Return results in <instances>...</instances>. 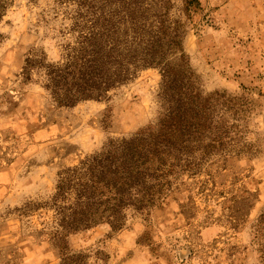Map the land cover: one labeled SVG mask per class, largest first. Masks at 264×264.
I'll return each instance as SVG.
<instances>
[{
    "label": "rangeland",
    "instance_id": "374dc122",
    "mask_svg": "<svg viewBox=\"0 0 264 264\" xmlns=\"http://www.w3.org/2000/svg\"><path fill=\"white\" fill-rule=\"evenodd\" d=\"M190 71L230 133L228 150L185 175L150 215L55 239L60 174L112 142L146 132L165 111L162 71L138 70L102 99L60 107L52 86L79 49L73 0H9L0 18V264H264V0H172ZM175 22V21H174Z\"/></svg>",
    "mask_w": 264,
    "mask_h": 264
},
{
    "label": "trees",
    "instance_id": "16d2710c",
    "mask_svg": "<svg viewBox=\"0 0 264 264\" xmlns=\"http://www.w3.org/2000/svg\"><path fill=\"white\" fill-rule=\"evenodd\" d=\"M73 1L75 27L84 30L72 64L56 73L57 104L102 99L138 70L157 66L166 109L152 129L112 142L60 174L54 197L59 241L100 225L120 231L128 211L150 215L185 175L197 176L215 156L242 154L228 150L231 132L221 123L228 110L210 104L190 71L172 69L167 60L172 50L181 49L183 35L181 21L172 18V0ZM8 7L9 0H0V18ZM198 9L199 0H188L184 11L189 16ZM62 264L84 263L80 256L64 255Z\"/></svg>",
    "mask_w": 264,
    "mask_h": 264
}]
</instances>
